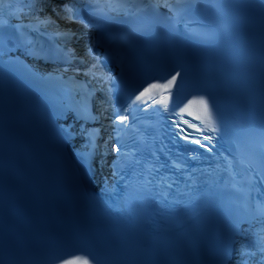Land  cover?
<instances>
[{
  "label": "snow or ice",
  "instance_id": "obj_1",
  "mask_svg": "<svg viewBox=\"0 0 264 264\" xmlns=\"http://www.w3.org/2000/svg\"><path fill=\"white\" fill-rule=\"evenodd\" d=\"M192 7L191 0L144 5L126 0H0V63L52 91L54 115L63 121L61 136L73 143V154L82 163L91 168L94 161L96 168L109 169L101 177V190L123 201L129 212L139 218L152 204H180L175 196L190 203L203 198V187L209 204H219L226 217L212 264H264V121L243 136L230 133L215 97L206 90L193 86L192 94L175 99L181 71L129 90L116 71L122 61L109 63L111 34H93L110 30L120 16L160 9L170 28L179 32L183 24L191 34L187 14ZM149 110L167 119L173 144L195 148L178 152L177 158L159 149L169 163L160 162L155 149L148 152L150 159L144 157L150 148L145 130L152 125L143 117ZM184 156L198 166L180 158ZM162 169L181 173L184 190L174 175H162ZM63 247L71 250H44L51 264H101V257L112 253L111 239L103 234L76 237Z\"/></svg>",
  "mask_w": 264,
  "mask_h": 264
},
{
  "label": "bare ground",
  "instance_id": "obj_2",
  "mask_svg": "<svg viewBox=\"0 0 264 264\" xmlns=\"http://www.w3.org/2000/svg\"><path fill=\"white\" fill-rule=\"evenodd\" d=\"M186 161V160H185ZM187 162V161H186ZM188 163V162H187ZM189 164V163H188Z\"/></svg>",
  "mask_w": 264,
  "mask_h": 264
}]
</instances>
